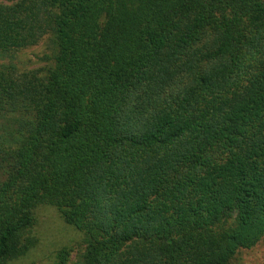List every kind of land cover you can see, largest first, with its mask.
Wrapping results in <instances>:
<instances>
[{
  "label": "trees",
  "instance_id": "obj_1",
  "mask_svg": "<svg viewBox=\"0 0 264 264\" xmlns=\"http://www.w3.org/2000/svg\"><path fill=\"white\" fill-rule=\"evenodd\" d=\"M42 20L47 76L0 67V264L34 246L42 205L84 235L74 264H232L255 247L264 0L0 4V54L36 44Z\"/></svg>",
  "mask_w": 264,
  "mask_h": 264
},
{
  "label": "rangeland",
  "instance_id": "obj_2",
  "mask_svg": "<svg viewBox=\"0 0 264 264\" xmlns=\"http://www.w3.org/2000/svg\"><path fill=\"white\" fill-rule=\"evenodd\" d=\"M30 1L0 0V4L7 6L18 4L24 9ZM46 25L47 21L42 20L39 32L42 35L36 44L1 53L0 67L11 68L13 65L15 70L12 71L16 74L28 79L43 80L53 64L55 50L52 31ZM35 215L36 223L31 231L36 240L34 246L27 254L7 264H57L58 253L64 249L69 251V264L76 263L86 249L84 235L67 224L53 206H39ZM123 251L127 253L128 249L124 248ZM232 264H264V237L255 247L239 251Z\"/></svg>",
  "mask_w": 264,
  "mask_h": 264
}]
</instances>
